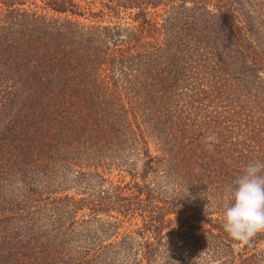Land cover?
Listing matches in <instances>:
<instances>
[{
	"label": "trees",
	"instance_id": "1",
	"mask_svg": "<svg viewBox=\"0 0 264 264\" xmlns=\"http://www.w3.org/2000/svg\"><path fill=\"white\" fill-rule=\"evenodd\" d=\"M253 161L264 0H0V264H264Z\"/></svg>",
	"mask_w": 264,
	"mask_h": 264
},
{
	"label": "clouds",
	"instance_id": "2",
	"mask_svg": "<svg viewBox=\"0 0 264 264\" xmlns=\"http://www.w3.org/2000/svg\"><path fill=\"white\" fill-rule=\"evenodd\" d=\"M204 142L212 150L218 139L210 135ZM223 228L234 241L245 245L264 233V162H250L236 179L232 202L224 212Z\"/></svg>",
	"mask_w": 264,
	"mask_h": 264
},
{
	"label": "rangeland",
	"instance_id": "3",
	"mask_svg": "<svg viewBox=\"0 0 264 264\" xmlns=\"http://www.w3.org/2000/svg\"><path fill=\"white\" fill-rule=\"evenodd\" d=\"M125 182H128V179L125 180ZM127 225H125L124 227H126Z\"/></svg>",
	"mask_w": 264,
	"mask_h": 264
}]
</instances>
